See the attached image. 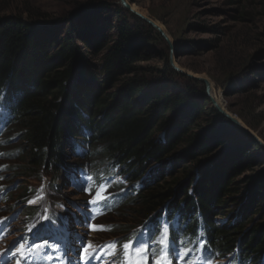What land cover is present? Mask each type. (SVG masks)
Listing matches in <instances>:
<instances>
[{
    "label": "trees",
    "instance_id": "obj_1",
    "mask_svg": "<svg viewBox=\"0 0 264 264\" xmlns=\"http://www.w3.org/2000/svg\"><path fill=\"white\" fill-rule=\"evenodd\" d=\"M2 12L0 9V96H6L4 108L13 116L12 131L18 136L9 150L17 155L9 167L12 191L18 190L16 179L23 176L39 181L49 172L53 188L65 196L66 148L80 140L83 151L75 156L76 162L84 155L91 163L123 166L132 181L146 177L131 207L136 220L123 223V232L159 216L169 205L171 214L179 213L190 221L185 233L193 243L203 231L208 252L239 253L249 264L260 263L264 217L251 232L242 231L264 208L259 197L264 171L250 187L249 196L238 203L243 192L236 179L240 166L246 164L241 158H249V152L230 151L227 161L211 160L218 131H235V123H226L213 108L212 133L189 134L187 121L196 124L204 114L196 110L193 91L189 87L177 91V82L167 76L174 72L169 63L165 71H159L154 86L149 78L155 70L140 75L139 63L151 57L143 50L149 44L148 34L155 31L150 24L133 13L131 24L119 8L116 17L121 22L115 33L96 34L86 23L84 30L69 29L65 36H57L54 32L47 35L48 29L40 27L52 23ZM92 51L103 54L97 64L86 56ZM173 112L178 116L170 123L167 115ZM173 161L182 166L171 170ZM28 189L26 186L18 197H25ZM236 204L237 214L230 219L227 208ZM216 217H225L227 223L217 225Z\"/></svg>",
    "mask_w": 264,
    "mask_h": 264
},
{
    "label": "rangeland",
    "instance_id": "obj_2",
    "mask_svg": "<svg viewBox=\"0 0 264 264\" xmlns=\"http://www.w3.org/2000/svg\"><path fill=\"white\" fill-rule=\"evenodd\" d=\"M125 1L130 7L158 23L166 33V37L162 34L159 36L157 33L160 32L153 27L156 32L148 34L149 44L143 50L149 52L151 57L139 63L142 67L140 75H143V71L155 70L157 73L149 78L151 86H154L161 74L159 71H165L169 63L174 72H167V76L168 79L177 82V91L187 87L193 91L191 98L196 101V110H202L204 114L196 124H193L194 121H187L189 134L203 136L212 131L216 117L213 108L221 114L226 123L231 125L234 123L230 116L242 124V127L234 124L235 131L228 132L224 128L218 131V137L212 146L214 153L211 159L215 161L221 158L227 161L230 151L238 150L239 153H243L245 149L249 152V158H241L246 164L240 166V173L236 179L243 192L239 203L244 196H249L250 187L260 180V173L264 171V0ZM100 3L101 6L98 7ZM119 8H122L129 22L134 24L131 13H135L131 8L125 7L122 0H0V9L4 15H20L27 21L52 23L40 27L48 29L47 35L54 32L57 36H65L69 29L84 30L86 23L91 25L92 31L96 34L115 33L121 22L116 17ZM80 46L83 51L87 50L84 44L80 43ZM102 55L92 51L86 56L95 60L97 64ZM175 66L206 79L211 89L208 91L206 82L176 70ZM85 76L86 79L89 78L88 74ZM204 93L208 99H204ZM215 102L221 111L215 106ZM177 116L178 113L173 112L167 115V119L172 123ZM66 153L70 158L69 148H66ZM15 161L17 159L4 162ZM181 166L182 163L173 161L171 170ZM6 173L10 182L4 183L10 185L14 179L10 171H5ZM44 174L48 175L49 172ZM88 176L82 171L76 173V178L81 183H87ZM108 178L110 179L108 183L103 182L98 186L92 184L81 193L72 192L70 186L64 183L66 194L60 196L64 203L76 198L85 199L88 209L85 217L91 220L88 224L84 223V217L75 209L67 215L68 219L72 218L73 231L83 237L77 248H81L84 255L88 256L89 264H94L97 260L100 263L105 262L115 250L117 239L125 233L121 230L123 223H127L126 221L132 223L136 220V214L133 215L131 211L135 204H124L118 210L104 211L102 206L109 202V197L110 201L116 204L113 192H120L126 187L130 189V186L123 185L125 182L122 176ZM118 180H122L121 183H118ZM159 182H162V179L157 183ZM38 183L23 176L16 179L14 184L18 190H11L9 200L4 203L5 211L0 212V219L11 216L16 210L23 211L24 207L20 201L24 202V197L19 198V192L26 186L44 184ZM262 183L264 184V181ZM110 184L114 186L110 187ZM259 197L264 201V186ZM237 204L227 208L230 219L237 214L238 210L235 207ZM20 217L14 221L11 231L21 230L18 235L23 236L22 233L28 223L23 220V214ZM261 217H264V208L261 214L255 217L254 223L247 222L248 228L242 232L244 234L251 232L252 226L259 222ZM216 220L220 225L227 223L225 217H216ZM146 258L143 250H140L139 259L134 258L133 262L141 264L140 262H145Z\"/></svg>",
    "mask_w": 264,
    "mask_h": 264
},
{
    "label": "water",
    "instance_id": "obj_3",
    "mask_svg": "<svg viewBox=\"0 0 264 264\" xmlns=\"http://www.w3.org/2000/svg\"><path fill=\"white\" fill-rule=\"evenodd\" d=\"M122 1H123V4H124L125 7H127V8H131L132 11H133L137 16H139L142 20L146 21V22H147L148 24H150L152 27H154L155 29H157V30L160 32V34H162L163 36L166 37V33H165V31L162 29V27H161L158 23H156L154 20H152L151 18H149L148 16H146L144 13H142V12H140V11H138V10L132 8V7H130L129 4H128L125 0H122ZM175 69H176V70H179L180 72H182V73H184V74H187V75L190 76V77H193V78H197V79H201V80H203L204 82L207 83V86H208V87H207V90L209 91V90L211 89V86L209 85V83H208V81H207L206 79H202V78H200V77H198V76H196V75H194V74H192V73H190V72L183 71V70H181L178 66H175ZM215 106H216L220 111L222 110V109H220V107H219V105H218L217 102H215ZM227 116H229V115L227 114ZM229 118H231V120H233V122H234L235 124H237L238 126L242 127V124H241L238 120H236V119H234V118H232V117H230V116H229ZM243 129H244V128H243ZM245 130H246V129H245Z\"/></svg>",
    "mask_w": 264,
    "mask_h": 264
}]
</instances>
